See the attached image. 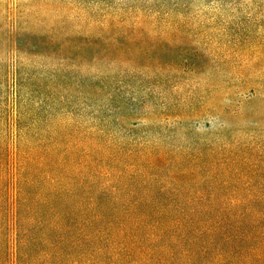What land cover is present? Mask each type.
<instances>
[{
	"label": "rangeland",
	"instance_id": "obj_1",
	"mask_svg": "<svg viewBox=\"0 0 264 264\" xmlns=\"http://www.w3.org/2000/svg\"><path fill=\"white\" fill-rule=\"evenodd\" d=\"M16 12L35 33L21 59L23 108L15 57L3 44L4 16ZM93 29L109 33L83 50L91 62L76 68V50L65 45ZM109 37L137 39L122 53L135 66L107 58ZM181 54H194V65L179 64ZM164 112L200 113L210 126L170 129L152 118ZM169 170L205 176L206 204L215 192L228 224L239 233L254 227L253 237H217L213 248L227 250L231 264H264V0H0V197L24 188L35 205L27 215L30 263L76 264V193H101L108 212L156 194L165 183L144 175ZM159 202L152 205L187 203ZM2 209L0 264H12Z\"/></svg>",
	"mask_w": 264,
	"mask_h": 264
},
{
	"label": "trees",
	"instance_id": "obj_2",
	"mask_svg": "<svg viewBox=\"0 0 264 264\" xmlns=\"http://www.w3.org/2000/svg\"><path fill=\"white\" fill-rule=\"evenodd\" d=\"M14 9L17 11L19 5H16ZM4 19V27H9L10 32L7 35L3 30L5 34L3 44L15 57V94L16 100H23V104L18 103V106L23 108L25 99L20 98L22 87L20 82L26 64L21 59L23 55H29L25 44L31 41L35 33L27 32L19 12H16L12 19L9 15H5ZM108 33L109 30L93 29L84 32L83 36L76 33V44L68 39L69 43L65 47L76 50V68L78 64L91 62L85 59L83 50L91 45L94 39L100 40ZM55 38L54 35L53 39ZM136 40L130 37L120 38L119 41L114 37L106 38L104 51L107 58H112L114 64L131 65L134 60L128 62L123 59L122 53L131 45L135 46ZM180 57L179 64L184 67L194 65L188 62V59L195 57L194 54L189 57L187 54H181ZM76 79H80L78 80L80 83L76 86L84 81L82 77ZM92 90L93 88L84 92V99H87V95L91 94ZM131 115V112L126 113L128 117ZM197 115L192 117L181 112H164L158 115L153 114L152 118L158 119L160 123L170 121L171 124L167 125L170 129H177L179 126L175 125H181L184 122L187 123L188 128L180 127V129H189V124L195 125L192 129L208 128L210 125L202 120L200 113ZM18 122L14 130L20 133V129L23 130L24 127L18 125ZM154 164L163 165L164 158H156ZM15 171L14 181L16 178L20 183L24 177L23 160H18ZM154 175L156 174L152 172L144 176L154 182L165 183L166 186L159 187L162 189L156 187V194L149 196L150 198H136L131 203L123 202L122 207L109 208L108 212L102 209L105 199L101 193L92 194L89 190L81 195L76 193V264H231L227 250L213 248L214 239L219 237L224 241H235L253 237V226L245 225L243 229L247 232L239 233L235 222L228 224L226 220L228 216L223 213L226 208L218 206L219 194L213 192L211 197L214 203L206 204L205 186L208 180L205 176L197 175L195 170H169L160 173L158 179L154 178ZM160 179L162 180L159 181ZM167 188H170L168 193H161ZM144 193L147 194V192ZM86 195L87 199L83 198ZM166 196L176 202L184 200L187 203L177 204V206L152 205L158 200L159 203L165 204ZM0 199L5 201L0 206L4 208L2 210L5 211V217H10L12 226L11 251L10 253L7 251V263L11 259L12 264H34L33 260L30 263L27 257L30 253L28 231L31 230L34 220L27 215H32V210L36 209L35 205L29 203L24 188L18 191L14 187L13 192L5 197L1 196ZM121 199L122 197L118 196L117 200ZM231 227L235 231L233 236H230L227 231ZM258 248L259 251H263L264 244ZM209 254L211 258H207Z\"/></svg>",
	"mask_w": 264,
	"mask_h": 264
}]
</instances>
